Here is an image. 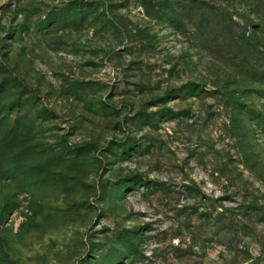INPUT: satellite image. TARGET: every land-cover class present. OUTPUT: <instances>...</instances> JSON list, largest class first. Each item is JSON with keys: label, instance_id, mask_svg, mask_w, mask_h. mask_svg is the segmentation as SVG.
<instances>
[{"label": "rangeland", "instance_id": "rangeland-1", "mask_svg": "<svg viewBox=\"0 0 264 264\" xmlns=\"http://www.w3.org/2000/svg\"><path fill=\"white\" fill-rule=\"evenodd\" d=\"M0 264H264V0H0Z\"/></svg>", "mask_w": 264, "mask_h": 264}]
</instances>
